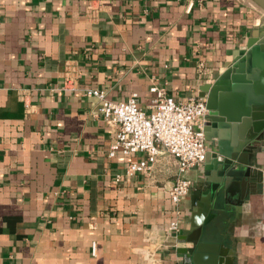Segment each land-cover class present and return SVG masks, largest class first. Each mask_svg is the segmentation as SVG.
Returning <instances> with one entry per match:
<instances>
[{
	"label": "crops",
	"instance_id": "obj_1",
	"mask_svg": "<svg viewBox=\"0 0 264 264\" xmlns=\"http://www.w3.org/2000/svg\"><path fill=\"white\" fill-rule=\"evenodd\" d=\"M261 41L252 0H0V264H182L201 204L193 192L210 169L185 173L191 188L169 230L176 158L158 144L149 170L128 175L145 153L108 155L116 126L85 91L113 102L136 92L149 112L151 85L187 101L228 68L232 85L231 64ZM245 82L226 93L230 116L251 94ZM223 123L209 126L215 143L231 141ZM248 156L254 183L213 206L209 222L221 253L264 264V137Z\"/></svg>",
	"mask_w": 264,
	"mask_h": 264
},
{
	"label": "water",
	"instance_id": "obj_2",
	"mask_svg": "<svg viewBox=\"0 0 264 264\" xmlns=\"http://www.w3.org/2000/svg\"><path fill=\"white\" fill-rule=\"evenodd\" d=\"M252 1L264 11V0ZM243 50L231 64L234 68L232 85L227 81L232 71L228 68L216 81L201 88V97L208 109V114L204 116L206 122L209 125L223 123V120L230 122L232 137L229 143H215L205 132V140L210 142L211 148L203 162L210 173L203 179L202 186L193 192L198 194L201 204L198 214L191 220L190 233L183 236V240L190 245L178 250L182 255V264H236L232 255L221 253L220 244L212 240L216 231L209 222L214 214L209 211L222 199L226 200L234 190L238 192L239 200L244 197L248 186L254 183L248 155L257 149L264 137V55L258 65L251 66V55L259 50L264 52V41L255 46L247 44ZM245 79L251 80V94L246 97L240 112L230 116L224 103L226 93L243 90L244 86L240 84L246 83Z\"/></svg>",
	"mask_w": 264,
	"mask_h": 264
},
{
	"label": "built area",
	"instance_id": "obj_3",
	"mask_svg": "<svg viewBox=\"0 0 264 264\" xmlns=\"http://www.w3.org/2000/svg\"><path fill=\"white\" fill-rule=\"evenodd\" d=\"M149 91L154 95L149 112L138 105L136 92H132L127 100L120 102L108 100L102 89L87 88L85 93L99 100L98 110L103 119L116 126L115 139L108 155L112 157L117 152L125 155L145 153V158L127 165L128 175L149 170L158 155V144L176 158L178 176L168 190L174 218L169 222L168 228L178 230L182 213L179 206L192 184L185 173L199 166L207 153L203 116L208 109L202 97L176 101L163 87L154 84L149 87Z\"/></svg>",
	"mask_w": 264,
	"mask_h": 264
},
{
	"label": "flooded vegetation",
	"instance_id": "obj_4",
	"mask_svg": "<svg viewBox=\"0 0 264 264\" xmlns=\"http://www.w3.org/2000/svg\"><path fill=\"white\" fill-rule=\"evenodd\" d=\"M207 114H208V111L204 116H206ZM204 116H203V131H204V135H205V132H207V134L209 133V126L210 125L206 122V119L204 118Z\"/></svg>",
	"mask_w": 264,
	"mask_h": 264
}]
</instances>
